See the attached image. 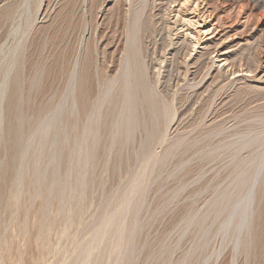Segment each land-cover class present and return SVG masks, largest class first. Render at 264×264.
Masks as SVG:
<instances>
[{
  "label": "rangeland",
  "instance_id": "obj_1",
  "mask_svg": "<svg viewBox=\"0 0 264 264\" xmlns=\"http://www.w3.org/2000/svg\"><path fill=\"white\" fill-rule=\"evenodd\" d=\"M114 1L0 0V264H262L230 230L251 151L233 159L225 147L264 129V90H175L174 1H155L159 12L135 0L126 19ZM256 1L216 2L240 7L250 44L254 26L264 31ZM246 47L230 49L245 62Z\"/></svg>",
  "mask_w": 264,
  "mask_h": 264
},
{
  "label": "bare ground",
  "instance_id": "obj_2",
  "mask_svg": "<svg viewBox=\"0 0 264 264\" xmlns=\"http://www.w3.org/2000/svg\"><path fill=\"white\" fill-rule=\"evenodd\" d=\"M134 1L135 0H123L122 3L120 2L123 5V8H121V9H123V11L125 12V15H126L125 19L128 17L127 14L131 15L129 13L133 12L132 9H133ZM155 1H157V3H158L159 0H139L138 2H140L142 4V8L140 7L141 9H143V7H144V10L149 9L151 11L154 10V11L160 12L161 8L159 9V6H156ZM162 1H167L170 4L173 3L171 1H174L175 4L172 7H170V5H169V9H170L171 13L173 14L170 19H172L173 23H175L176 25H179L178 29L184 28L182 34L180 33L181 35L180 36L178 35L179 37L177 38V47L175 48V53L177 55V60H176L177 62H175V63L177 64L176 69L178 72V73H176L177 74V78H176L177 82H174L175 83V85H174L175 90L179 89L178 91H180L181 90L180 88H192L193 90H198L199 88L202 89L206 84H208V85L210 84L208 87L216 90L215 94H217V93L218 94L231 93V94H235V95H237V94L241 95V94H246L249 92H252V94H253V92H255V94L257 92L258 93L263 92V90H264V31L261 28V26H259V25L254 26L252 28V32H253V34L258 35V39L257 40L254 39L256 42L253 41L254 43L252 42L250 44V42L252 41L251 38L253 36L244 34V32H243L244 29L248 26L247 21L249 19L247 21L244 19V21L241 24L239 23L240 22L239 19L242 18V13L240 11V7L239 8L237 7L238 9L236 8V10L232 9V11L234 12L233 13L231 11L229 12L228 9L223 10L220 8L221 6L220 7L217 6L218 4H216V2L218 0H215V1L214 0H162ZM162 1H161V4H162ZM260 1H262V0H260ZM260 1L258 0L255 3H256V6L260 9V12H261L259 15L260 18L264 20V11H262V9H264V3L260 2ZM114 2H118V4H120L119 0H115ZM162 5H165L164 2ZM162 5H160V6H162ZM166 8H168V6ZM136 9H135V11H136ZM162 9H164V8H162ZM226 10L228 13H225ZM164 12H165V10H164ZM156 13L158 14V12H156ZM152 15H153V13H152ZM132 16H133V14H132ZM249 16L251 17V15H249ZM162 17H164V16H162ZM169 17H170V15H169ZM129 18H130V16H129ZM129 18H128V20H129ZM132 23L134 24V26H133L134 29H137V31L139 32L140 28L143 26V25L140 26V16L139 17L135 16L134 21ZM247 29H245V30L247 31ZM167 30H168V28H167ZM168 32H169V30H168ZM225 39H226V42H225ZM227 39L229 40L228 43H227V41H228ZM231 44L236 45V46H238V45L246 46L247 45V47H246L247 49L245 48V50L248 52L247 54H249L248 61L243 62V59H236L239 57H234L235 55H233L234 53H232L231 49H230V47L233 46ZM192 51L195 52V54L193 56L191 54ZM196 51H198V52H196ZM153 52H154V50H153ZM201 58H204V60L200 61ZM156 60H158V58ZM163 60L165 61V59H163ZM163 60H162V62H163ZM159 63H161V62H159ZM163 63H161V64H163ZM149 65L151 67L152 65H154V63H150ZM194 65H198L203 71L202 72L203 75L199 76V79H201L202 76L204 77L200 83L196 82L197 80L195 81L196 83H194V81L192 82L189 79V78H196L193 76H196L198 74V73H196V75H195V71H194L193 72L194 75L193 74L191 75L190 68L192 66L194 67ZM124 66L126 67V65H124ZM155 66H157V64H155ZM164 66H165V64H164ZM150 67H149V70H150ZM145 69H146V67H145ZM123 70H125V71H123L124 74H122L123 75L122 76L123 81L121 84L122 88H120V89L126 90L125 91L126 92L125 97L127 99V101H126V103H127V105H126V107H127L126 108L127 109V118L133 119L135 104L138 101L136 99L137 101L135 102V94H134V90H133V89H136L134 87V82H133L134 79L132 77L134 75H132L133 73L131 74L132 69L131 70L129 69V65H128V69L124 68ZM133 71H136V70H133ZM141 73H144V71ZM152 73H153V69H152ZM158 74H159V72H158ZM176 79H175V81H176ZM156 80H157V78H156ZM137 82H139V81H137ZM117 83H119V82H117ZM138 85L141 86L140 84H137L136 87H138ZM206 86L204 88H208ZM197 87H199V88L197 89ZM262 94H264V92ZM259 106L260 107L264 106V103H261ZM138 108H140V107H138ZM136 116H134V117H136ZM258 119L260 120V119H264V118L258 117ZM134 121H136V119ZM261 123H264V122L261 121ZM261 125H263V124H260V126ZM235 135H236V140L234 142L233 141L229 142L227 147H225V148L226 149L228 148L229 149V150L227 149L228 152L232 153L231 157L233 155H235L234 153H237L238 151L241 152V150L251 151L250 152L251 155L249 156V154H248L249 158L247 156H245V158H247V159L244 158L246 160V162L243 165V168L240 170L242 173L238 172V174H237L236 171H238V170L235 171V169H237L236 165L234 166L235 167L234 169L232 168L237 174L236 178L238 175H241V176H239L240 177L239 182L242 181L241 184L248 185L251 191L248 189V186H247L246 190L248 189L250 191V193L249 192L247 193V194H249V197H248V195L247 196L245 195L246 201L245 200L243 201V204H244V202H245V204L243 205V208L240 207L241 211L239 212V210H238V213H236V215H237L236 219L237 220L231 225L232 227L230 230H233L234 232H236L235 234L237 235L236 239L234 238L236 240L234 243V244H236V249H235V247H234V249L236 251L238 249V251H239L238 253L241 252V254H243V253L249 254V251H251V253L254 254L256 256V258L260 257V259H262V261H261L262 264H264V129H261V130L255 131V132H253L249 129L245 132H240L238 135L234 134V136ZM232 138H235V137H232ZM174 140H173V142H174ZM178 141H182V140H178ZM176 142H177V140H176ZM176 142H174V143H176ZM180 143H178L179 146H180ZM174 145H176V144H174ZM178 145L175 147L172 146V148L176 149V147H178ZM237 154H239V152ZM237 154H236V156H238ZM229 158H230V156H229ZM235 158H233V159H235ZM233 159H232V161H233ZM229 160H231V159H229ZM231 162H230V164H231ZM233 163L237 164L235 162H233ZM240 168L241 167H239V169ZM234 176H235V174H234ZM236 180H238V179H236ZM236 184H237V182H236ZM247 197H248V199H247ZM230 223H232V222H230ZM228 226H229V224H228ZM228 226H227V229H228ZM235 234H234V236H235ZM230 236L232 237V234ZM247 257H248V255H247ZM122 261H124V260H122ZM232 264H234V262Z\"/></svg>",
  "mask_w": 264,
  "mask_h": 264
}]
</instances>
